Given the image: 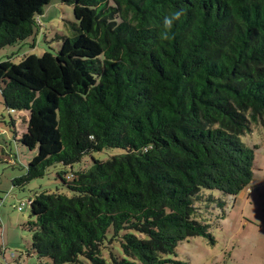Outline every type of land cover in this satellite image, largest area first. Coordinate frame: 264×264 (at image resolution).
I'll use <instances>...</instances> for the list:
<instances>
[{
  "label": "trees",
  "instance_id": "1",
  "mask_svg": "<svg viewBox=\"0 0 264 264\" xmlns=\"http://www.w3.org/2000/svg\"><path fill=\"white\" fill-rule=\"evenodd\" d=\"M50 1L0 0V48L31 37ZM59 1L73 35L0 61L4 104L27 112L20 142L36 150L13 184L61 165L60 187L29 200L31 250L52 264H190L178 243H213L224 213L211 191L237 196L254 178L257 146L241 136L264 122V0Z\"/></svg>",
  "mask_w": 264,
  "mask_h": 264
},
{
  "label": "rangeland",
  "instance_id": "2",
  "mask_svg": "<svg viewBox=\"0 0 264 264\" xmlns=\"http://www.w3.org/2000/svg\"><path fill=\"white\" fill-rule=\"evenodd\" d=\"M35 19L33 35L22 43L0 48V61L10 59L17 63L25 55L54 53L63 37L74 33L76 21L72 5L67 2L51 0ZM26 120V111L5 106L0 90V264H52L49 258H39L32 252L26 224L29 200L35 194L54 192L60 187L55 172L61 165L48 168L43 177L32 179L24 186L13 184L15 178L26 173L36 154V150L20 142ZM241 140L250 148L257 146L253 149V180L237 196L211 191L225 201L223 216L217 219L220 212H215L209 221L212 226L208 232L214 242L204 236L182 240L176 247L175 259L190 264H264V122L253 126V131L241 136ZM116 153L117 149L93 152L75 162L72 169L86 170L92 165V157L103 160ZM115 246L118 248V243Z\"/></svg>",
  "mask_w": 264,
  "mask_h": 264
},
{
  "label": "clouds",
  "instance_id": "3",
  "mask_svg": "<svg viewBox=\"0 0 264 264\" xmlns=\"http://www.w3.org/2000/svg\"><path fill=\"white\" fill-rule=\"evenodd\" d=\"M180 15H181L180 12L175 13L174 17H172L171 19H167L165 21L166 25L170 26L172 23V19H179Z\"/></svg>",
  "mask_w": 264,
  "mask_h": 264
},
{
  "label": "built area",
  "instance_id": "4",
  "mask_svg": "<svg viewBox=\"0 0 264 264\" xmlns=\"http://www.w3.org/2000/svg\"><path fill=\"white\" fill-rule=\"evenodd\" d=\"M19 209H22L21 207H19Z\"/></svg>",
  "mask_w": 264,
  "mask_h": 264
}]
</instances>
